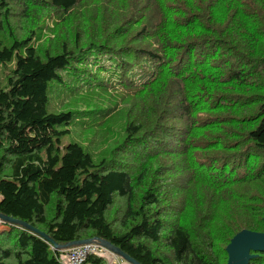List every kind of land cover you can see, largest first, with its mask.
<instances>
[{
	"label": "trees",
	"instance_id": "16d2710c",
	"mask_svg": "<svg viewBox=\"0 0 264 264\" xmlns=\"http://www.w3.org/2000/svg\"><path fill=\"white\" fill-rule=\"evenodd\" d=\"M263 211L264 0H0V215L48 239L0 264H226Z\"/></svg>",
	"mask_w": 264,
	"mask_h": 264
},
{
	"label": "water",
	"instance_id": "95a60500",
	"mask_svg": "<svg viewBox=\"0 0 264 264\" xmlns=\"http://www.w3.org/2000/svg\"><path fill=\"white\" fill-rule=\"evenodd\" d=\"M0 220L4 224H11L20 226L23 229H26L40 237L47 239V237L40 233L39 231L35 230L34 228L26 225L17 220H13L7 217L0 215ZM262 222L264 223V211L262 216ZM48 240V239H47ZM96 242L101 247L108 250L111 254L117 256L121 260H123L126 264H138L134 260L130 259L124 253H122L119 249L112 246L110 243L100 240H83V241H76L67 244L64 248L55 247L57 251H62L64 249L81 246L89 243ZM227 254V262L226 264H249L256 254H264V233H258L253 231L243 230L236 234L227 245L226 249Z\"/></svg>",
	"mask_w": 264,
	"mask_h": 264
},
{
	"label": "built area",
	"instance_id": "2783aa9c",
	"mask_svg": "<svg viewBox=\"0 0 264 264\" xmlns=\"http://www.w3.org/2000/svg\"><path fill=\"white\" fill-rule=\"evenodd\" d=\"M4 223L0 220V228ZM60 264H85L90 257L106 260L108 264H123V260L111 254L108 250L93 242L81 246L70 247L60 251Z\"/></svg>",
	"mask_w": 264,
	"mask_h": 264
},
{
	"label": "rangeland",
	"instance_id": "374dc122",
	"mask_svg": "<svg viewBox=\"0 0 264 264\" xmlns=\"http://www.w3.org/2000/svg\"><path fill=\"white\" fill-rule=\"evenodd\" d=\"M107 262H108V261H107ZM123 264H126V263L123 262Z\"/></svg>",
	"mask_w": 264,
	"mask_h": 264
},
{
	"label": "bare ground",
	"instance_id": "6f19581e",
	"mask_svg": "<svg viewBox=\"0 0 264 264\" xmlns=\"http://www.w3.org/2000/svg\"><path fill=\"white\" fill-rule=\"evenodd\" d=\"M119 235H122V234H119Z\"/></svg>",
	"mask_w": 264,
	"mask_h": 264
},
{
	"label": "crops",
	"instance_id": "0c3cea01",
	"mask_svg": "<svg viewBox=\"0 0 264 264\" xmlns=\"http://www.w3.org/2000/svg\"><path fill=\"white\" fill-rule=\"evenodd\" d=\"M2 228H0V230H1Z\"/></svg>",
	"mask_w": 264,
	"mask_h": 264
},
{
	"label": "clouds",
	"instance_id": "9594fccd",
	"mask_svg": "<svg viewBox=\"0 0 264 264\" xmlns=\"http://www.w3.org/2000/svg\"><path fill=\"white\" fill-rule=\"evenodd\" d=\"M124 262V261H123ZM125 263V262H124Z\"/></svg>",
	"mask_w": 264,
	"mask_h": 264
}]
</instances>
